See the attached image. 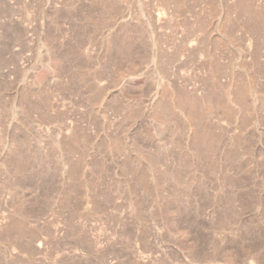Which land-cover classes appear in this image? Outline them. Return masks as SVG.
Returning <instances> with one entry per match:
<instances>
[{"label":"rangeland","instance_id":"rangeland-1","mask_svg":"<svg viewBox=\"0 0 264 264\" xmlns=\"http://www.w3.org/2000/svg\"><path fill=\"white\" fill-rule=\"evenodd\" d=\"M0 264H264V0H0Z\"/></svg>","mask_w":264,"mask_h":264}]
</instances>
